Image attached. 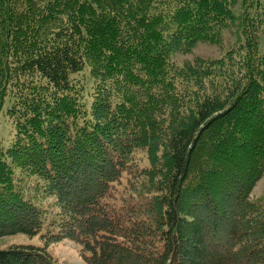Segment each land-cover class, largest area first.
Returning <instances> with one entry per match:
<instances>
[{"label":"trees","instance_id":"trees-1","mask_svg":"<svg viewBox=\"0 0 264 264\" xmlns=\"http://www.w3.org/2000/svg\"><path fill=\"white\" fill-rule=\"evenodd\" d=\"M237 18L223 54L178 63ZM263 26L261 0H0V113L10 99L16 130L0 143V235L46 239L0 249V264H59L46 246L65 238L89 264H264V203L250 199L264 173ZM137 149L148 167H131ZM14 165L45 179L55 219ZM216 238L222 251L207 248Z\"/></svg>","mask_w":264,"mask_h":264},{"label":"rangeland","instance_id":"rangeland-1","mask_svg":"<svg viewBox=\"0 0 264 264\" xmlns=\"http://www.w3.org/2000/svg\"><path fill=\"white\" fill-rule=\"evenodd\" d=\"M264 3V0H261ZM241 9V1H238L236 5L237 16ZM241 36V22L237 18L232 22L225 30L223 40L219 43H198L195 48L188 53L177 51L174 54L179 64L187 62H193L196 58H212L218 57L234 45ZM260 49L264 50V26L262 30V36L260 40ZM78 81L81 85V91L83 92V101L87 107H90L93 99V87L95 86V79L92 77L89 67H86L83 71L76 74ZM11 104L10 99L7 100L4 109L0 113V143L3 148L9 147L16 135L14 129L13 119L8 117L6 109ZM130 165L134 169H142L149 166L148 156L144 149H137L130 155ZM15 179L17 188L20 189L26 199L30 200L33 204L45 211V217L47 222L55 219L56 198L50 195L47 191V183L45 179L38 174L32 173L28 169H23L18 165H14ZM250 199L256 202L264 203V173L254 186ZM45 233V230L41 231L37 235L29 236L24 233L6 234L0 235V249L7 248L13 244H33L36 246H45L46 239L41 235ZM227 238L211 239L209 242H205L207 248L214 251H222L224 242ZM220 243V245L218 244ZM48 252L58 261L59 264H89L81 256V245L76 241L65 238L61 241L53 242L47 246ZM208 258L212 254L208 253ZM114 260H119L117 257ZM122 264H136L133 260H122ZM139 264V263H138Z\"/></svg>","mask_w":264,"mask_h":264}]
</instances>
